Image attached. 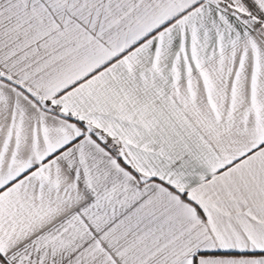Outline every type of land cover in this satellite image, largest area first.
Listing matches in <instances>:
<instances>
[{
    "label": "snow or ice",
    "instance_id": "snow-or-ice-1",
    "mask_svg": "<svg viewBox=\"0 0 264 264\" xmlns=\"http://www.w3.org/2000/svg\"><path fill=\"white\" fill-rule=\"evenodd\" d=\"M0 264H264V0H0Z\"/></svg>",
    "mask_w": 264,
    "mask_h": 264
}]
</instances>
